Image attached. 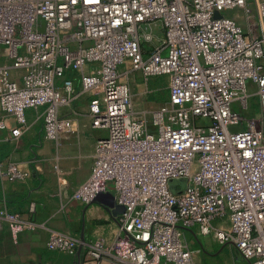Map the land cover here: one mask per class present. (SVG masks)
I'll return each instance as SVG.
<instances>
[{"label":"built area","instance_id":"built-area-1","mask_svg":"<svg viewBox=\"0 0 264 264\" xmlns=\"http://www.w3.org/2000/svg\"><path fill=\"white\" fill-rule=\"evenodd\" d=\"M135 73L166 80L165 107L136 109ZM84 96L106 135L72 199L111 192L125 211L111 245L53 231L50 252L199 264L203 236L264 264V0H0V111L13 137L33 114L59 141L61 109ZM28 179L0 161V180ZM5 223L32 224L0 208Z\"/></svg>","mask_w":264,"mask_h":264},{"label":"crops","instance_id":"crops-1","mask_svg":"<svg viewBox=\"0 0 264 264\" xmlns=\"http://www.w3.org/2000/svg\"><path fill=\"white\" fill-rule=\"evenodd\" d=\"M13 71V75H19ZM89 97L73 107L61 109L64 127L59 141L45 137L43 125L29 114V126L15 139L13 116L0 111V161L12 162L29 175L26 183L0 180V208L18 214L23 227L5 223L0 229V264H84L85 249L77 254L53 253L47 249L51 232L111 245L118 232L115 199L106 192L90 205L72 199L74 191L91 174L99 139L106 135L95 129L88 115ZM113 195V194H112ZM35 204V212L30 211Z\"/></svg>","mask_w":264,"mask_h":264},{"label":"rangeland","instance_id":"rangeland-1","mask_svg":"<svg viewBox=\"0 0 264 264\" xmlns=\"http://www.w3.org/2000/svg\"><path fill=\"white\" fill-rule=\"evenodd\" d=\"M134 79V101L138 110H154L165 107L168 102V85L165 79H153L145 84L140 74L135 73ZM190 238V236H188ZM200 242L205 246L201 248L198 261L199 264H250L240 257L232 246L213 245L210 237L199 236Z\"/></svg>","mask_w":264,"mask_h":264},{"label":"water","instance_id":"water-1","mask_svg":"<svg viewBox=\"0 0 264 264\" xmlns=\"http://www.w3.org/2000/svg\"><path fill=\"white\" fill-rule=\"evenodd\" d=\"M102 195H106V194H105V193H101V194H99V195L97 196V198L95 199V201H97V200L99 199V197H101ZM109 195L115 199L114 195H112V194H110V193H109ZM95 201H94V202H95ZM114 207L120 209V213H123V212L125 211V207L117 205V204H116V201L114 202ZM81 250H82V249L80 248V251H81Z\"/></svg>","mask_w":264,"mask_h":264}]
</instances>
